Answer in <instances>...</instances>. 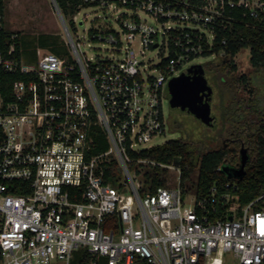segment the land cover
I'll return each instance as SVG.
<instances>
[{
    "label": "built area",
    "instance_id": "obj_1",
    "mask_svg": "<svg viewBox=\"0 0 264 264\" xmlns=\"http://www.w3.org/2000/svg\"><path fill=\"white\" fill-rule=\"evenodd\" d=\"M83 1V9H120L119 29L88 33L111 57L88 59L60 12L68 60L37 50L24 65L0 50V70L25 77L6 96L0 86V264H71L79 252L107 264H225L226 255L264 264V195L240 207L238 184L228 182L208 198H183L180 166L141 159L138 174L130 168L131 154L166 134L168 84L213 45L232 12L263 17L264 0ZM146 52L157 63H144ZM100 134L109 149L96 154ZM146 167L173 170L178 187L167 178L142 196ZM108 173L119 174L115 185Z\"/></svg>",
    "mask_w": 264,
    "mask_h": 264
},
{
    "label": "trees",
    "instance_id": "obj_2",
    "mask_svg": "<svg viewBox=\"0 0 264 264\" xmlns=\"http://www.w3.org/2000/svg\"><path fill=\"white\" fill-rule=\"evenodd\" d=\"M53 1L69 25H73V18L81 9L90 6L83 0ZM5 10V0H0V13L4 15ZM230 16L233 18L231 24L225 28L216 29L213 45L204 46L202 57L215 56L219 59L213 60L208 65L207 72L218 75L222 83L234 91L238 88L239 82H249L246 77L236 78L235 76L237 72L235 58L243 50H250L251 66L255 72L264 75V16L258 19L251 18L242 10L234 11ZM56 38L57 36L54 35H41L29 41L26 37L5 30L0 33V50L4 53L11 51V57L16 60H20L23 53H33L36 62L38 49L48 50L52 54L63 57L65 52L60 48ZM24 79L25 77L19 73L8 74L0 70V86L4 88L1 91L6 96L15 82ZM251 112L261 120L254 123L248 122L247 115ZM224 117L231 124V128L227 139L216 147L208 148L204 142L196 140L191 134H185L180 139L169 141L140 154H131L135 161L130 168L135 169L138 166L136 161L141 159L166 166L179 163L183 198L189 195H195L198 199L208 198L209 189L214 185L221 186L228 182H236L239 191L233 193L238 197L240 207L247 206L264 195V112L261 110V102L258 98L252 101L245 100L234 93L232 100L225 108ZM171 128L181 132L180 126L176 123ZM96 141L98 143L96 154L108 151L109 145L103 135H98ZM242 149L247 150L249 155L245 175L242 179H230L219 171V168L223 165L239 167ZM112 165L114 170L115 168L117 170V163L113 162ZM197 173L198 176H196ZM168 175L169 171L160 167L146 168L145 175L141 179L143 183L141 195L155 193L158 188L166 187ZM119 178V174L108 173L106 181L115 185ZM219 192L221 194L224 191ZM208 208L211 209V206ZM217 209L218 214H221L220 205ZM209 218L214 217L209 214ZM71 264H107V261L79 252ZM136 264L148 263L137 261Z\"/></svg>",
    "mask_w": 264,
    "mask_h": 264
},
{
    "label": "rangeland",
    "instance_id": "obj_3",
    "mask_svg": "<svg viewBox=\"0 0 264 264\" xmlns=\"http://www.w3.org/2000/svg\"><path fill=\"white\" fill-rule=\"evenodd\" d=\"M6 5V30L26 37L29 41L41 35L57 36V41L65 52L61 59H69L70 52L65 45V36L63 30V22L61 20L59 11L53 0H5ZM119 10L103 11L101 9H83L79 14L78 25H68L70 32L75 40L81 44V51L88 59L92 57H111L113 50L110 46L103 45L100 42H92L88 36L89 31L96 26L113 27L119 29L116 23L119 16ZM123 12V11H122ZM67 23V21H65ZM83 22V26L79 23ZM149 22L152 23L151 20ZM68 24V23H67ZM76 31V35L75 34ZM41 50V49H38ZM41 52H48V50H41ZM36 57L33 53H23L21 61L24 65H32L35 63ZM219 60L216 57L204 58L199 57L189 63L184 69V73H188L193 67H202L203 75L208 84L213 88V100L210 104L213 116L217 120L215 128H210L203 125L193 116L173 110L170 105V87H167V96L163 101V111L167 119L166 134L154 139L148 145L150 147L161 146L169 141L177 140L187 135H192L196 140L204 142L208 148L217 146L227 139L231 124L228 123L224 117L226 106L232 100L234 93L236 96L245 100H253L258 98L261 102V110L264 112V75L254 71L250 63V50H243L235 58L237 66L236 78L246 77L249 79L248 83L239 82L238 88L234 91L227 88L218 75L208 74L207 67L212 61ZM157 63V53L146 52L144 63ZM242 81V79H241ZM248 122H259L261 119L253 112L247 115ZM177 124L181 128V132L173 130V124ZM184 134V135H183ZM214 143V145H213ZM140 165L132 171L139 173ZM148 168V167H146ZM146 168H142L143 171ZM142 174V172H140ZM198 176V173L196 174ZM141 177V176H140ZM140 177L137 181L141 182ZM168 187L177 188L179 185V176L173 170H169ZM127 192V191H125ZM143 196V195H142ZM225 264H240L233 255H226L224 258Z\"/></svg>",
    "mask_w": 264,
    "mask_h": 264
},
{
    "label": "water",
    "instance_id": "obj_4",
    "mask_svg": "<svg viewBox=\"0 0 264 264\" xmlns=\"http://www.w3.org/2000/svg\"><path fill=\"white\" fill-rule=\"evenodd\" d=\"M82 25L81 22L80 26ZM203 73L202 67H193L188 73H183L179 78L173 79L169 84L170 105L173 110L191 115L203 125L215 128L217 120L213 116L210 106L213 99V88L208 84ZM248 162V152L242 149L240 166L223 165L221 172L230 179H242ZM174 165L179 167V163ZM232 219L233 217L230 215L229 220L232 221Z\"/></svg>",
    "mask_w": 264,
    "mask_h": 264
},
{
    "label": "snow or ice",
    "instance_id": "obj_5",
    "mask_svg": "<svg viewBox=\"0 0 264 264\" xmlns=\"http://www.w3.org/2000/svg\"><path fill=\"white\" fill-rule=\"evenodd\" d=\"M260 224H261V227H260L261 234H264V220H261Z\"/></svg>",
    "mask_w": 264,
    "mask_h": 264
},
{
    "label": "crops",
    "instance_id": "obj_6",
    "mask_svg": "<svg viewBox=\"0 0 264 264\" xmlns=\"http://www.w3.org/2000/svg\"><path fill=\"white\" fill-rule=\"evenodd\" d=\"M6 12V11H5ZM5 15V14H4ZM5 20H6V15H5ZM42 50V49H41ZM49 52V51H48Z\"/></svg>",
    "mask_w": 264,
    "mask_h": 264
}]
</instances>
